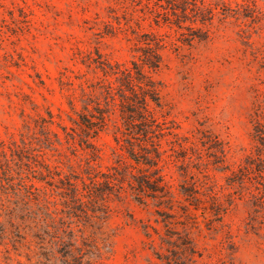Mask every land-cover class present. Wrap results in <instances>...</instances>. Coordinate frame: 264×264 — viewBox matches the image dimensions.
Listing matches in <instances>:
<instances>
[{"label":"rangeland","instance_id":"374dc122","mask_svg":"<svg viewBox=\"0 0 264 264\" xmlns=\"http://www.w3.org/2000/svg\"><path fill=\"white\" fill-rule=\"evenodd\" d=\"M202 1L213 18L185 24L206 38L183 41L166 0H0L1 222L30 192L59 206L67 180L81 188L118 161L146 169L115 140L116 106L93 149L73 121L97 97L105 107L98 83L114 81L92 59L131 68L155 37L161 65L144 71L159 85L149 108L167 127L158 167L172 199L139 201L125 184L111 195L104 264H264V0Z\"/></svg>","mask_w":264,"mask_h":264},{"label":"trees","instance_id":"16d2710c","mask_svg":"<svg viewBox=\"0 0 264 264\" xmlns=\"http://www.w3.org/2000/svg\"><path fill=\"white\" fill-rule=\"evenodd\" d=\"M191 1L166 0L169 9L164 13V20L189 31L183 35H186L183 41L203 40L204 31L199 32L201 28L185 22L205 24L213 18V9L204 6L202 0ZM160 47L158 38L143 40L135 49L139 63L133 61L131 68L92 59L103 75L114 76V81L98 83L105 107H101L98 97L90 100L94 102V112L79 113L78 120L73 121L82 131L81 142L93 149L88 138L103 128L116 106L123 129L121 139L116 137L115 140H121L128 157L146 169L135 174L128 170L130 166L125 162L118 161L110 168L112 172H97L88 177V183L81 180V188L67 180L65 190L60 193L63 199L59 206L56 201L30 192L34 195H26L27 200L14 204L7 210L8 219L0 221V246L4 248L7 264L8 261L15 264H104L113 249L114 231L108 224L111 195L120 197L125 184L139 201L150 197L158 204L171 202L172 195L158 167L162 154L159 137L165 135L163 130L167 127H162L149 108L150 103L161 106L159 85L144 71V67L150 70L160 67ZM90 154L95 156L94 150ZM5 169L8 173L9 168ZM262 177L264 179V175ZM180 192L185 196L195 191L183 187ZM182 244L186 247L187 243Z\"/></svg>","mask_w":264,"mask_h":264}]
</instances>
